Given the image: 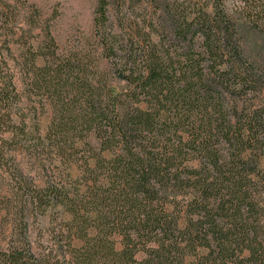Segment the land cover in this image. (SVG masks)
<instances>
[{"label":"trees","instance_id":"obj_1","mask_svg":"<svg viewBox=\"0 0 264 264\" xmlns=\"http://www.w3.org/2000/svg\"><path fill=\"white\" fill-rule=\"evenodd\" d=\"M242 18L263 30L264 0H97L89 51L43 29L22 73L44 135L0 70V264H264V74Z\"/></svg>","mask_w":264,"mask_h":264},{"label":"rangeland","instance_id":"obj_2","mask_svg":"<svg viewBox=\"0 0 264 264\" xmlns=\"http://www.w3.org/2000/svg\"><path fill=\"white\" fill-rule=\"evenodd\" d=\"M96 1L17 0L18 8L13 10L15 12L14 21L13 18L11 20L10 18L0 17V70L6 71L8 69L9 72H16L17 74L15 76L16 89L23 95L25 106H28L27 109H24L23 114L25 116L22 118H25L26 128L30 129L31 137L36 135L33 129L34 124L38 128L39 134H45L52 112L48 105H40V94L37 91L25 87L22 73V55L31 51L29 49L31 43L37 45L39 41L42 43L45 40L43 29L46 28L54 37L55 47L56 50L59 49L58 51L91 50L92 42H94L92 24ZM12 3L14 4V1ZM33 19L37 20L36 25L32 24ZM110 19L116 21L115 11H110ZM238 23L240 44L247 60L254 62L258 71L264 74V25L263 30H259L250 26L243 18ZM117 24V22H113L114 27ZM4 41H8L10 51L6 50ZM89 140L91 143L96 144L94 137H90ZM0 151H2L1 140ZM21 157L25 158L23 162H27V158L23 154L18 155V158L21 159ZM2 164L3 161H0V169L3 166ZM58 168L65 172L70 169L66 164L61 163L58 164ZM72 170L75 173V167ZM7 186L8 180L0 170V193Z\"/></svg>","mask_w":264,"mask_h":264}]
</instances>
